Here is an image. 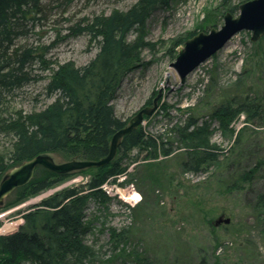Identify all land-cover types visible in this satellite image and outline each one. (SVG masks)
I'll return each instance as SVG.
<instances>
[{
    "label": "rangeland",
    "instance_id": "1",
    "mask_svg": "<svg viewBox=\"0 0 264 264\" xmlns=\"http://www.w3.org/2000/svg\"><path fill=\"white\" fill-rule=\"evenodd\" d=\"M135 1L72 0L65 7L52 10L37 35L26 41L44 45L52 42L54 46L47 59L81 67L95 56L97 45L86 35L64 39L68 28L82 18L126 10ZM245 1L171 0L167 7L155 9L141 30L143 40L153 49H143L141 63L122 80L111 102L115 114L127 124L147 102L151 105L160 90L156 111L144 116L139 127L146 133L176 140V127L190 117L198 123L210 120L211 109L223 100L225 92L235 87L249 97L264 99V40L256 46L248 31L235 33L190 72L181 85L170 67L175 60L170 53L174 42L190 32L220 28L224 14ZM237 8L233 16H237ZM133 37L134 33L129 39ZM44 84L41 81L26 86L11 106L25 113L43 108L52 101L42 95ZM241 128H246L242 144L232 149ZM210 130V142L225 152L220 156L221 162H234L232 168L213 165L193 174L177 167L173 158L159 157L160 170L166 173L164 181L151 191L148 182L142 180L144 162L140 159L145 152L134 148L128 153L126 173L105 182L112 188L110 195L102 190L109 200H90L85 209L84 221L89 224V231L83 236V245L92 253L88 261L134 264L138 254L169 263L178 258L180 264H199L201 259L206 264H264V223L253 211L255 195L264 194V165L249 188L238 191L227 187L230 178L236 177L237 160L245 168L254 165L257 157L264 160V127L254 128L241 113L228 124L227 130L216 120L210 121ZM6 147L8 140L0 138V150ZM49 155L56 163L67 161L60 153ZM41 169L38 167L34 176H40ZM88 169L71 172L63 182L20 203H14L17 189L10 193L0 202V235L17 231L23 225V215L43 198L63 188L86 184L91 177ZM136 194L139 200L135 199ZM219 218H227L229 223L216 226ZM120 232L125 234L118 239Z\"/></svg>",
    "mask_w": 264,
    "mask_h": 264
},
{
    "label": "trees",
    "instance_id": "2",
    "mask_svg": "<svg viewBox=\"0 0 264 264\" xmlns=\"http://www.w3.org/2000/svg\"><path fill=\"white\" fill-rule=\"evenodd\" d=\"M71 1L0 0V138L8 140V147L0 150V180L8 170L40 154L60 153L67 161L99 160L107 155L112 135L126 124L115 114L111 102L124 77L141 63L142 50L153 49L141 34L146 20L171 0H137L126 10L82 18L69 27L64 39L86 35L97 45L95 56L81 67L47 59L54 46L52 42L44 45L26 41L37 35L52 10ZM236 8L228 11L233 15ZM133 33V39H129ZM195 34L190 32L174 42L170 51L173 59L177 55L175 48ZM262 40L264 37L255 42L256 46ZM44 73L48 75L43 76ZM41 81H45L42 95L51 98L50 103L30 113L11 106L26 86ZM238 88L222 95L223 100L211 109L210 120L198 123L190 117L176 127V140L146 133L141 127L125 135L111 163L88 169L91 177L86 184L63 188L43 198L23 215V225L17 231L0 235V264H92L88 261L92 253L83 245V236L89 231V224L84 221L85 209L90 200H109L100 186L126 173L125 160L134 148L145 152L140 159L144 162L142 180L148 182L151 191L164 181L166 173L160 170L159 157L173 158L177 167L193 174L213 165L232 168L234 162H221L220 156L225 152L210 142V121H218L227 130L228 124L243 113L254 128L264 127V99L249 97L236 91ZM37 98L33 100L37 102ZM245 130L237 131L232 149L242 144ZM235 165L236 177L230 178L227 187L243 191L257 179L264 160L257 157L248 168L242 167L240 160ZM69 174L41 169L40 176L17 189L14 203L58 185ZM253 211L264 223V194L255 195ZM122 234L125 232H120L118 239ZM134 264L180 261H153L135 254ZM199 264H206L205 260L201 259Z\"/></svg>",
    "mask_w": 264,
    "mask_h": 264
},
{
    "label": "water",
    "instance_id": "3",
    "mask_svg": "<svg viewBox=\"0 0 264 264\" xmlns=\"http://www.w3.org/2000/svg\"><path fill=\"white\" fill-rule=\"evenodd\" d=\"M237 9V16H233L230 12L224 14L220 28L198 32L178 48L177 56L170 67L177 74L180 85L185 82L190 72L213 56L235 33L250 32V40L253 43L264 37V0H247L239 4ZM160 96L159 90L150 106L142 107L124 127L112 135L107 155L99 160H69L56 163L49 154H40L10 169L0 180V202L14 190L27 185L38 167L54 174H65L108 165L114 160L122 138L137 129L142 124L144 116H150L156 111ZM221 222L229 223V219L219 218L215 221V225Z\"/></svg>",
    "mask_w": 264,
    "mask_h": 264
},
{
    "label": "built area",
    "instance_id": "4",
    "mask_svg": "<svg viewBox=\"0 0 264 264\" xmlns=\"http://www.w3.org/2000/svg\"><path fill=\"white\" fill-rule=\"evenodd\" d=\"M100 189L103 190L107 195H110L111 192H112V188L108 187V186H107V183L102 184V185L100 186ZM132 197H133V196H131L130 198H132ZM135 199H136V200H139V199H140V197H139L138 194L135 195ZM11 231H13V230H11ZM11 231H9V232H11Z\"/></svg>",
    "mask_w": 264,
    "mask_h": 264
},
{
    "label": "flooded vegetation",
    "instance_id": "5",
    "mask_svg": "<svg viewBox=\"0 0 264 264\" xmlns=\"http://www.w3.org/2000/svg\"><path fill=\"white\" fill-rule=\"evenodd\" d=\"M146 106H150V104H147Z\"/></svg>",
    "mask_w": 264,
    "mask_h": 264
}]
</instances>
